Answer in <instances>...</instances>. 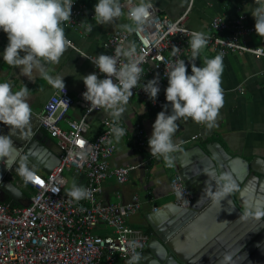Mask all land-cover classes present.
Returning a JSON list of instances; mask_svg holds the SVG:
<instances>
[{"label": "crops", "instance_id": "obj_1", "mask_svg": "<svg viewBox=\"0 0 264 264\" xmlns=\"http://www.w3.org/2000/svg\"><path fill=\"white\" fill-rule=\"evenodd\" d=\"M80 1L88 11L95 14L94 6L98 0ZM120 2L123 15L112 25H97L94 19L84 16L82 17L84 26L78 31L65 28L66 36L82 54L70 47L62 55L59 63L44 65L51 76H64L65 86L73 96H76L81 88L82 77L93 71L92 62L88 58H94L101 53L109 55V50L103 47V41L115 29H124L122 25L125 24L131 25L125 10L130 3L138 4L139 0ZM151 3L160 14L170 19H177L182 13H186L184 24L202 32L208 31L209 20L214 15H222L231 20L246 15L250 21L255 22L252 16V11L256 7L255 0H151ZM88 24L93 25L91 33L86 31ZM246 41L250 46H260L264 50V38L257 34L249 36ZM7 44V34L0 29V82L12 84L14 92L26 85L30 89L28 103L32 109L29 128L18 132L12 139L16 148L23 145L26 147L32 143L28 153L21 157L23 162L32 170L47 172L57 163L58 148L56 139L50 137L40 126L39 114L55 87L43 78L29 80L27 76L22 75L19 68L7 65L2 55ZM215 56L207 47L203 48L199 66L203 67L205 59ZM223 64L222 88L225 102L216 125L208 128L205 124H198L190 118L178 120V128L173 136L177 151L170 154L174 158L172 167H168L162 157L151 155L148 141L147 147L138 152L129 134L122 136L119 142L114 137L116 149L110 158V165L116 167L128 164L135 167L124 183H117L112 178L104 180L99 198L105 202H127L133 196H138L141 208L128 219V223L149 236L140 257L148 255V250L160 246L154 230L159 228L162 230V227L178 214L179 207L174 203L169 187V179L175 168L180 174L182 171L185 173L187 186L196 198L204 194L206 187L202 184L199 173H203V169L210 167L213 161L220 160L227 168L226 171L231 172L236 182H239L235 194L237 200L240 199L245 208L250 207L254 212L256 208L264 211V58L250 53H230L223 58ZM162 110L164 109L149 110L140 99L132 98L120 120L129 129L139 123L145 130L148 140L156 116ZM81 113L82 109L78 105H73L67 113V119H77ZM105 117H112L105 109L89 115L86 133L88 138H93L99 132L101 121ZM62 126L66 127V124L63 122ZM8 133V126L0 123V134ZM195 134L199 137L192 140L191 136ZM16 165L15 169L19 167V163ZM65 172L71 174L78 186H83L85 179L82 174ZM7 179L16 187V191L14 193L2 191L0 201L15 205L26 204L31 191L22 182V177L18 172L17 175L8 173ZM194 202L196 204L197 201ZM155 207L157 210H154ZM198 207L201 210H197V215L208 210L180 238V246L190 259L197 255L202 257L207 255L211 258L220 254L218 250H211L215 244L222 240L227 245L233 242V221L230 220L229 208L225 202ZM103 231L107 233L109 229L103 228ZM128 260L119 259L116 264H127Z\"/></svg>", "mask_w": 264, "mask_h": 264}, {"label": "built area", "instance_id": "obj_2", "mask_svg": "<svg viewBox=\"0 0 264 264\" xmlns=\"http://www.w3.org/2000/svg\"><path fill=\"white\" fill-rule=\"evenodd\" d=\"M135 4L130 3L125 10L133 27L135 25L129 20L128 12ZM150 11L151 16L139 35L117 28L103 41V47L111 55L125 41L135 42L137 53L144 58L140 65L144 71L138 87L132 89L130 99L138 98L147 109L157 110L169 103L165 97L168 66L176 59L185 60L187 74H192L188 61L191 58L190 33L198 30L184 24L186 13L170 19L160 14L154 5ZM84 16L93 19L95 14L88 11L80 0H74L71 21L66 22L64 28L78 31ZM254 26L255 22L246 15L232 20L214 15L209 20L208 31L198 32L208 37L206 47L215 55L222 53L224 58L230 53H250L264 58V50L260 46H250L246 41L249 36L256 35ZM72 45L71 48L82 54L73 41ZM176 48L179 51L174 55ZM196 65L199 67V59ZM92 67L91 73L105 78L93 63ZM157 76L160 92L154 103L142 87ZM85 91L84 83L76 96L67 86L65 89L55 88L43 105L39 124L56 139L57 163L47 172L33 170L39 177V183H25L22 178L31 191L26 204L0 201V264H116L119 259L131 258V250L127 248L129 241L139 242L140 246L136 248L139 254L146 248L149 236L128 223V219L141 208L138 196L127 202H105L99 198L104 180L112 178L117 183H124L135 166L110 165L116 149L114 135L111 134L113 117L102 119L100 130L93 138L86 136L89 115L103 108H91L90 102L83 98ZM73 105H78L82 113L77 119H67ZM63 122L66 127L62 126ZM118 126L125 129L126 136L129 134L138 152L147 147V135L139 123L129 129L119 120ZM198 137L195 134L191 139ZM82 150L87 152L85 158L80 156ZM65 171L84 176L83 187L92 192L91 199L76 202L66 195ZM169 187L174 203L180 208H189L194 194L177 168L170 176ZM55 189H59L58 193ZM178 191L183 195L178 196ZM103 228H108L109 232H104Z\"/></svg>", "mask_w": 264, "mask_h": 264}, {"label": "clouds", "instance_id": "obj_3", "mask_svg": "<svg viewBox=\"0 0 264 264\" xmlns=\"http://www.w3.org/2000/svg\"><path fill=\"white\" fill-rule=\"evenodd\" d=\"M74 0H0V29L7 34L8 44L2 55L3 61L19 68L22 75L29 80L43 78L56 89H65L64 76H51L46 71V63H59L62 55L72 47V41L66 36L64 24L71 21ZM256 7L252 11L255 18V32L264 38V0H255ZM153 4L151 0H139L128 12V18L135 27L125 24L122 27L127 33L139 35L151 16ZM94 20L97 25H112L123 15L120 0H98L94 6ZM81 26L83 22H81ZM93 25L88 24L86 31L91 33ZM191 73L187 74L185 60L176 59L166 69L168 86L165 89L166 103L152 125V133L148 139L150 153L154 157H162L168 167L174 165L170 155L177 151L173 136L177 131V121L191 119L208 128L216 125L220 110L224 106L222 74L224 71L223 54L205 59L204 66H197L200 53L208 44V37L198 31L190 33ZM179 51L176 48L174 55ZM99 73L83 76L86 91L83 98L90 102L91 108H103L113 117L111 134L119 142L125 135V129L118 126V121L126 111V106L133 95L132 89L137 88L143 75V56L137 53L134 41H125L111 55L98 54L88 58ZM143 91L155 103L160 92L159 77L148 80L142 87ZM30 89L24 85L20 90L13 91V85L0 82V123L8 126L7 135L0 134V162L7 164L15 162L19 150L12 139L18 132L26 131L31 122L32 109L28 103ZM170 108V111H169ZM87 152H80L85 158ZM222 167V166H221ZM25 183H38L39 177L26 162H21L16 169ZM208 179L205 181L204 194L216 204L237 190L236 180L229 171H219L213 167L203 169ZM215 185V190L213 188ZM58 193L59 189H55ZM66 195L79 202L91 199L92 192L73 182ZM178 196L183 193L177 192ZM255 215L258 219L264 216V211L256 208H245L240 219ZM226 222V221H224ZM139 242L131 240L127 248L131 250V258L127 264H139L140 254L136 252ZM219 264H234L233 253L225 252Z\"/></svg>", "mask_w": 264, "mask_h": 264}, {"label": "water", "instance_id": "obj_4", "mask_svg": "<svg viewBox=\"0 0 264 264\" xmlns=\"http://www.w3.org/2000/svg\"><path fill=\"white\" fill-rule=\"evenodd\" d=\"M32 144V143H31ZM26 145V147L19 146L17 156L15 157V162L9 161L7 164L0 162V194L2 191L14 193L16 187L7 179L8 173H13L17 175V170L15 167L17 163L23 162L21 158L24 153H28V149L31 147ZM205 157L208 155L204 152ZM209 164V161H207ZM222 166V167H221ZM213 167L219 171H226L227 168L220 160L216 162L213 161ZM202 184L205 185V181L208 177L202 172L199 173ZM185 183L188 185L185 173H181ZM237 186L239 182H236ZM206 186V185H205ZM215 190V185L213 184ZM237 190L231 193L221 202H225L228 206V214L230 216L231 222L233 221V242L230 245L225 244L222 240L218 244H215L211 250H218L220 254L214 255L211 258L206 256H194L190 259L185 253L184 248L180 246V238L187 232V230L192 227V225L200 219L205 212L198 214V206H212L214 205L211 200L203 194L202 196H194L193 201H197L190 205L189 208H178V214L173 217L166 225L162 227V230L155 229V238L159 242L160 246L158 248L148 250V255L142 256L139 264H219L222 254L225 252L233 253L234 264H264V216L256 218L255 215L250 216L247 219H240L245 210L244 204L241 200H237L236 194ZM198 210V211H197ZM253 211V210H252ZM254 212V211H253ZM213 244V243H212ZM216 257H218L216 259Z\"/></svg>", "mask_w": 264, "mask_h": 264}, {"label": "rangeland", "instance_id": "obj_5", "mask_svg": "<svg viewBox=\"0 0 264 264\" xmlns=\"http://www.w3.org/2000/svg\"><path fill=\"white\" fill-rule=\"evenodd\" d=\"M64 176L67 179V183H66V185L64 187V192H67V190H69L71 188V186H72V184H73L74 181H73L70 173L64 172Z\"/></svg>", "mask_w": 264, "mask_h": 264}, {"label": "snow or ice", "instance_id": "obj_6", "mask_svg": "<svg viewBox=\"0 0 264 264\" xmlns=\"http://www.w3.org/2000/svg\"><path fill=\"white\" fill-rule=\"evenodd\" d=\"M37 182L39 183L40 181L38 180Z\"/></svg>", "mask_w": 264, "mask_h": 264}, {"label": "flooded vegetation", "instance_id": "obj_7", "mask_svg": "<svg viewBox=\"0 0 264 264\" xmlns=\"http://www.w3.org/2000/svg\"><path fill=\"white\" fill-rule=\"evenodd\" d=\"M145 257H146V255H145Z\"/></svg>", "mask_w": 264, "mask_h": 264}, {"label": "trees", "instance_id": "obj_8", "mask_svg": "<svg viewBox=\"0 0 264 264\" xmlns=\"http://www.w3.org/2000/svg\"><path fill=\"white\" fill-rule=\"evenodd\" d=\"M202 67V66H201Z\"/></svg>", "mask_w": 264, "mask_h": 264}]
</instances>
